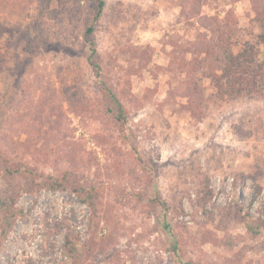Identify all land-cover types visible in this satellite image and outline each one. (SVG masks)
<instances>
[{
	"label": "rangeland",
	"instance_id": "obj_1",
	"mask_svg": "<svg viewBox=\"0 0 264 264\" xmlns=\"http://www.w3.org/2000/svg\"><path fill=\"white\" fill-rule=\"evenodd\" d=\"M95 4L0 0V264H264V94L212 80L226 47L264 60V1L104 0L100 77ZM24 169L67 188L28 191Z\"/></svg>",
	"mask_w": 264,
	"mask_h": 264
},
{
	"label": "trees",
	"instance_id": "obj_2",
	"mask_svg": "<svg viewBox=\"0 0 264 264\" xmlns=\"http://www.w3.org/2000/svg\"><path fill=\"white\" fill-rule=\"evenodd\" d=\"M264 1V0H263ZM104 0H96L94 6V13L91 22L86 26L84 36L86 42L90 46V54L88 55V62L95 68L96 76L100 77L99 65L95 63L97 59L96 44L93 39V32L95 24L98 21ZM260 24L264 25V13L256 18ZM259 44L264 45V34L257 36ZM258 51V50H257ZM221 64L222 71L219 75L212 78L214 86L217 88L218 95L221 98L235 99L243 95H263L264 94V60L259 61L256 57V47L251 41H244L241 49L237 53L230 51L228 47L223 50L222 58L215 56ZM105 90V106L106 110L111 114L116 121H125L124 108L112 91L103 83ZM26 182L22 186L28 191L34 188L47 187L52 190H65L67 188L66 176L54 177L44 176L40 181L32 177L33 173L29 169H24L23 174ZM30 185V186H29ZM73 192H78L84 195V201L94 207V193L90 188L83 186L72 189ZM13 191L0 193V212L3 215L2 232L4 233L6 227L10 226L11 216L14 214L12 210V200L14 197ZM183 264H192L185 262Z\"/></svg>",
	"mask_w": 264,
	"mask_h": 264
}]
</instances>
